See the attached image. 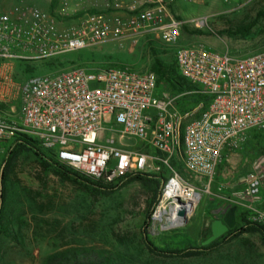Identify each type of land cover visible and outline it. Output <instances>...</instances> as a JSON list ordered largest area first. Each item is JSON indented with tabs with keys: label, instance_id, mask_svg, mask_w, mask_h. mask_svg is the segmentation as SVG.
I'll list each match as a JSON object with an SVG mask.
<instances>
[{
	"label": "built area",
	"instance_id": "built-area-1",
	"mask_svg": "<svg viewBox=\"0 0 264 264\" xmlns=\"http://www.w3.org/2000/svg\"><path fill=\"white\" fill-rule=\"evenodd\" d=\"M99 1L96 10H89L84 0H59L60 16L76 21L64 28L37 6L0 12V61L49 60L108 40L135 43L153 35L175 46L176 67L191 87L173 92L159 85L153 70L126 65L32 74L18 86L16 119L0 114V141L28 134L60 163L105 183L164 168L168 177L162 194L176 180L180 194L196 205L205 190L193 181L210 183L223 155L239 149L250 131L264 129V48L233 55L204 45H178L183 22L171 9L174 0ZM248 1L223 0L237 7ZM185 96L193 102L181 108ZM104 132L111 134L103 138ZM126 136L142 140L147 150L122 146ZM262 163L264 158L254 164ZM262 179L256 168L240 190L210 208L236 205L247 220L264 227V208L257 204Z\"/></svg>",
	"mask_w": 264,
	"mask_h": 264
},
{
	"label": "rangeland",
	"instance_id": "rangeland-1",
	"mask_svg": "<svg viewBox=\"0 0 264 264\" xmlns=\"http://www.w3.org/2000/svg\"><path fill=\"white\" fill-rule=\"evenodd\" d=\"M99 3L84 0L89 10H96ZM29 5L56 18L60 28L76 24L75 19L60 16L59 0H0V12ZM171 9L183 22L178 45H204L233 55L264 48V0H250L240 7L223 0H174ZM200 20L206 22L201 24ZM240 27L248 30L236 34ZM174 49L175 46L165 45L153 35H144L135 43L122 38L65 52L48 63L0 61V114L16 119L18 86L32 74H55L78 65L90 68L126 65L147 70L156 59L175 66ZM107 125L105 122L104 126ZM110 134L104 132L102 136L107 138ZM3 142H0V170L10 161L0 209V264H44L47 256L75 246L100 252L107 264H264V242L258 231L242 235L230 244L222 243L219 237L212 249L187 257L151 252L143 239L145 230L148 240L161 250L201 245L210 235V205L227 197L229 191L240 190L256 168L263 174L257 204L264 207V163L258 167L254 164L264 158V129L250 131L239 149L225 153L210 183L205 179L193 181L189 173L178 167L184 177L205 191L185 216L186 221L170 228H163L162 224L176 199L167 202L166 212L158 219L153 218L168 177L166 169L163 168L166 180L159 195L158 182L152 176L127 181L106 192L62 180L31 150L10 154L7 142ZM121 145L147 150L146 143L134 136H126ZM144 172L160 175L161 169ZM245 214L237 209V226L249 221Z\"/></svg>",
	"mask_w": 264,
	"mask_h": 264
},
{
	"label": "trees",
	"instance_id": "trees-1",
	"mask_svg": "<svg viewBox=\"0 0 264 264\" xmlns=\"http://www.w3.org/2000/svg\"><path fill=\"white\" fill-rule=\"evenodd\" d=\"M247 30H248V27H240L236 29L235 33L236 34L242 33V32H246ZM22 61H25V60H22ZM40 61L48 63V60H40ZM174 65L175 66L166 64L156 59L152 64L151 70L156 72V74L158 75V83L160 86L170 89L173 92H179V91H184L186 89H189L191 86L178 72V69L175 64V60H174ZM192 100L193 99L185 96L180 101L181 108L189 104V102ZM0 142L5 143L3 141H0ZM6 142H7L8 147L10 148V151H9L10 154H13L16 151H21L24 149L31 150L38 158L41 159V161L46 166L53 168L62 180H67V181H71V182L85 185L88 187H92L95 190L103 189L106 192H112L118 189V187H120L122 184H124L127 181L143 180L146 178L145 176H152L155 178V181L158 182L157 192L159 195L161 192V188L163 186L164 179L166 180V177H164L165 170L162 168L160 175L158 174L150 175L143 171H138V172H132L128 174L118 183H105L102 180H95V179L88 178L80 174L79 172L72 170L67 165L60 163L54 156L50 155L49 152L43 150L40 147L37 139L33 138L32 136L28 134L18 133L14 138ZM9 161L10 159L7 161V165L5 163V166H3V168L0 170V209L2 206V202L4 201V198H5V181L7 177V168H8ZM172 164L175 165V162L172 161ZM236 213H237V210L235 212V219H236L235 226L229 229L222 236H220V238L223 239L222 243L229 241L244 232H250V231H258L264 242V227L262 225L249 222V221H246L245 224L243 225L237 226ZM150 215H151V212L147 214V218H150ZM147 223L148 221L145 220L144 224H147ZM143 239L145 241L146 246L151 252H155L157 254H165V255H176V256H181V257L198 255L203 251L212 249L215 246L214 242L216 241L215 239L214 241L206 245H203L201 242V245L199 246H188L182 249L161 250L160 248H157L155 245H153L148 240L147 235L145 234V230H143ZM44 264H107V260L100 252L90 247L75 246L67 250H64L62 252L47 256Z\"/></svg>",
	"mask_w": 264,
	"mask_h": 264
},
{
	"label": "bare ground",
	"instance_id": "bare-ground-1",
	"mask_svg": "<svg viewBox=\"0 0 264 264\" xmlns=\"http://www.w3.org/2000/svg\"><path fill=\"white\" fill-rule=\"evenodd\" d=\"M177 185L178 184L176 180H171L168 182L154 213V219H158L166 212L167 202H169L170 199H176L177 202L173 203L171 212L165 215L167 218H170L172 226H178L186 221L185 216L192 211L196 203L195 199L191 200L185 196L183 197L182 194H180L181 192L177 190Z\"/></svg>",
	"mask_w": 264,
	"mask_h": 264
},
{
	"label": "water",
	"instance_id": "water-1",
	"mask_svg": "<svg viewBox=\"0 0 264 264\" xmlns=\"http://www.w3.org/2000/svg\"><path fill=\"white\" fill-rule=\"evenodd\" d=\"M183 204V203H182ZM237 210L236 205L230 203L222 204L219 207L210 209L211 223H210V235L202 241L203 245L209 244L218 237L222 236L229 229L233 228L236 224L235 212ZM163 228L172 227L170 218H166L162 224Z\"/></svg>",
	"mask_w": 264,
	"mask_h": 264
},
{
	"label": "crops",
	"instance_id": "crops-1",
	"mask_svg": "<svg viewBox=\"0 0 264 264\" xmlns=\"http://www.w3.org/2000/svg\"><path fill=\"white\" fill-rule=\"evenodd\" d=\"M1 63V62H0ZM5 63V62H4ZM219 187L217 186V189H218ZM228 196H232V194H233V192H231V191H229L228 193ZM210 208V207H209ZM210 210V209H209ZM210 222H211V220H210ZM251 232V231H250ZM250 232H244V233H242V234H240L239 236H237V237H235V238H233V239H231V240H229V241H226V242H224L225 244H230V242H232L233 240H235L236 238H238V237H240V236H242V235H246L247 233H250ZM261 236V235H260ZM262 238V237H261Z\"/></svg>",
	"mask_w": 264,
	"mask_h": 264
},
{
	"label": "flooded vegetation",
	"instance_id": "flooded-vegetation-1",
	"mask_svg": "<svg viewBox=\"0 0 264 264\" xmlns=\"http://www.w3.org/2000/svg\"><path fill=\"white\" fill-rule=\"evenodd\" d=\"M211 223V222H210ZM211 233V232H210Z\"/></svg>",
	"mask_w": 264,
	"mask_h": 264
}]
</instances>
